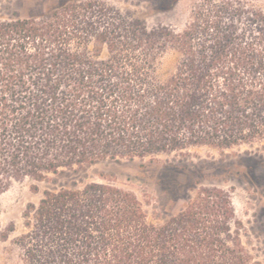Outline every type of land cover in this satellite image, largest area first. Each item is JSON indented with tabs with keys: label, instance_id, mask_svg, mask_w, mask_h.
<instances>
[{
	"label": "trees",
	"instance_id": "1",
	"mask_svg": "<svg viewBox=\"0 0 264 264\" xmlns=\"http://www.w3.org/2000/svg\"><path fill=\"white\" fill-rule=\"evenodd\" d=\"M253 1L201 0L181 31L148 28L98 0L0 20V195L15 183L38 193L39 183L70 179L26 207L14 241L22 264H262L221 189L199 187L185 209L153 224L110 177L74 179L105 161L264 142V12ZM230 9L247 41L223 29ZM168 50L181 60L161 81Z\"/></svg>",
	"mask_w": 264,
	"mask_h": 264
},
{
	"label": "rangeland",
	"instance_id": "2",
	"mask_svg": "<svg viewBox=\"0 0 264 264\" xmlns=\"http://www.w3.org/2000/svg\"><path fill=\"white\" fill-rule=\"evenodd\" d=\"M78 0H0V20L38 17L53 8ZM116 8L123 15L141 20L148 28L166 26L181 31L192 18V10L201 0H98ZM216 3L222 0H213ZM244 5V3H242ZM253 5L264 12V0ZM222 27L231 42L244 36L245 21L233 9L221 15ZM105 54L102 55V58ZM181 55L168 50L159 59L158 80L171 77ZM180 170V171H179ZM183 170V171H182ZM178 171V172H177ZM108 176L113 183L136 195L147 213L148 221L163 224L187 205L199 187H216L231 199L236 219L241 223V241L250 254L264 264V142L227 150L194 147L182 153L161 154L152 160L97 163L74 179L80 185L101 181ZM177 180L179 185L175 186ZM70 179L37 184L38 193L30 191L31 181L15 183L0 195V264H22L15 239L24 232L23 213L28 205L36 206L47 189L68 186ZM79 185V186H80ZM192 186L190 190L187 188ZM13 227L6 241L1 235Z\"/></svg>",
	"mask_w": 264,
	"mask_h": 264
}]
</instances>
